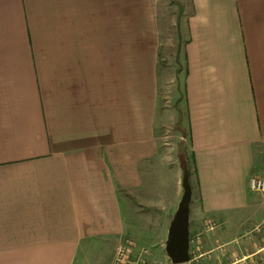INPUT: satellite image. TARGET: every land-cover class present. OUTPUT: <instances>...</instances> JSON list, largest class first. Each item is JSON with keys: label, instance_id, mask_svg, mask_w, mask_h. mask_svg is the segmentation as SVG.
Returning <instances> with one entry per match:
<instances>
[{"label": "crops", "instance_id": "0c3cea01", "mask_svg": "<svg viewBox=\"0 0 264 264\" xmlns=\"http://www.w3.org/2000/svg\"><path fill=\"white\" fill-rule=\"evenodd\" d=\"M165 48L188 133L189 233L261 226L218 252L191 243L181 264L264 259V199L249 187L264 145V0H0V264H112L142 205L167 229L182 168L158 130ZM137 241L144 264L168 261Z\"/></svg>", "mask_w": 264, "mask_h": 264}, {"label": "rangeland", "instance_id": "374dc122", "mask_svg": "<svg viewBox=\"0 0 264 264\" xmlns=\"http://www.w3.org/2000/svg\"><path fill=\"white\" fill-rule=\"evenodd\" d=\"M169 21L170 20H167V23ZM172 31L173 30H171V32ZM159 60V69L164 70L168 77L167 79H169L166 84L162 86L160 85L159 88L160 110L163 113L167 112L168 114L166 121H164L162 127L158 129L159 135L161 141L166 143L167 147L172 148L173 153H178V156L182 161L184 158L183 156L187 154V149H182L181 151V147L182 144L183 148L187 145L188 133L184 124L183 127L181 125L184 107L182 99L180 100L179 96V92H181L180 83L174 78L177 65H179L175 60V50H172V48H165L161 52ZM256 153L262 169L255 176H262L264 175V145L257 146ZM258 193L261 196L260 201L263 203L264 192ZM139 212L141 217L144 216V218H141L140 226H136V228L134 226V230L126 235V237H129L132 241L138 240L137 242H139L141 246L144 245L145 247H152L153 249L160 247V245L163 246L167 230L166 227H164L165 225L163 226V223L166 222L165 217L163 218V221L161 219L162 215L165 216L164 211L162 212L161 208L142 205L139 207ZM124 214L127 216L126 209L124 210ZM255 221L253 225H250V222H246L244 225L247 226H225L222 223L219 224V222L213 225L212 228H207L206 226L200 227L198 231L192 227L189 237L195 240V236L198 235L199 240L196 244L192 242V255H196L200 250L218 252L219 250H224V248H229L232 245L237 246V244H234V241L244 239L248 234L252 237L253 234L249 233V231L254 228ZM259 221L260 220L258 219V222ZM242 236H244V238ZM220 245H222L221 248H219ZM235 249L238 250V248ZM103 257H105L104 253ZM167 260L168 261L166 262L169 263L170 261L168 258ZM107 262H109V257Z\"/></svg>", "mask_w": 264, "mask_h": 264}, {"label": "water", "instance_id": "95a60500", "mask_svg": "<svg viewBox=\"0 0 264 264\" xmlns=\"http://www.w3.org/2000/svg\"><path fill=\"white\" fill-rule=\"evenodd\" d=\"M182 168V194L172 214L166 231L164 251L171 264H181L190 260L189 254V204L191 199V187L189 170L184 160Z\"/></svg>", "mask_w": 264, "mask_h": 264}, {"label": "built area", "instance_id": "2783aa9c", "mask_svg": "<svg viewBox=\"0 0 264 264\" xmlns=\"http://www.w3.org/2000/svg\"><path fill=\"white\" fill-rule=\"evenodd\" d=\"M249 187L255 192H264V175L252 176L249 179ZM215 222H209L206 227L212 228ZM261 226L254 228V232H260ZM198 235L195 240L189 237V244L198 242ZM149 255L147 248H141L134 252L133 241L129 237H125L116 247L112 264H144L146 257ZM157 264H169L168 262H158ZM249 264H264V259L251 260Z\"/></svg>", "mask_w": 264, "mask_h": 264}]
</instances>
